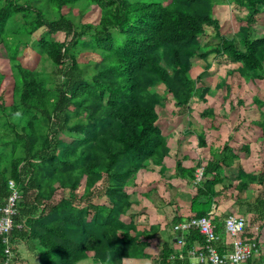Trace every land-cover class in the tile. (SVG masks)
I'll return each instance as SVG.
<instances>
[{"label": "trees", "instance_id": "obj_1", "mask_svg": "<svg viewBox=\"0 0 264 264\" xmlns=\"http://www.w3.org/2000/svg\"><path fill=\"white\" fill-rule=\"evenodd\" d=\"M229 4L248 12L238 38L222 35L214 16L217 6ZM93 6L100 11L99 23L83 24ZM261 14L264 0H0V58L11 71L0 75V207L10 195L9 181L23 193L11 244L26 245L38 264H125L126 259L148 258L144 251L154 232H138L124 218L132 207L129 182L149 164L163 171L170 154L157 109L169 100L173 113L192 112L195 98L207 103L209 88L200 83L206 71L191 78L195 59L225 58L246 83L264 80V33L252 37ZM210 27L219 40L215 46L201 42ZM61 34L63 41L57 40ZM28 48L51 62L52 76L22 65L19 53ZM89 55L90 60L79 62ZM9 84L11 106L4 99ZM157 85L165 88V96ZM254 103L259 109L254 124L264 139V103ZM200 116L215 113L207 109ZM59 136L70 143H58ZM197 136L205 149V134ZM227 142L222 150L210 149L196 168L177 162V176L196 189L190 220L208 217L222 195L216 187L227 180L223 171L239 160ZM202 166L204 178L198 183L195 174ZM236 182L235 196L251 185L264 186L263 177L242 168ZM59 191L64 196L56 202ZM101 198L105 204H95ZM249 211L263 222L264 199ZM254 222L249 238L256 236ZM213 223L217 234L223 231L216 217ZM185 242L187 253L204 239L192 229ZM4 250L0 237V264H5ZM14 254L17 264V249ZM259 260L248 264H264V254ZM158 264L190 262L178 260L177 252L164 246Z\"/></svg>", "mask_w": 264, "mask_h": 264}, {"label": "rangeland", "instance_id": "obj_2", "mask_svg": "<svg viewBox=\"0 0 264 264\" xmlns=\"http://www.w3.org/2000/svg\"><path fill=\"white\" fill-rule=\"evenodd\" d=\"M247 14L248 12L246 10L238 8L233 4L217 6L214 12L215 18L219 21L221 34L227 38H238L240 28L245 26L244 18ZM99 19L100 11L97 7L93 6L88 13H86L82 23L97 25ZM42 33L43 30L37 33L34 38L37 39ZM263 33L264 14H261L257 24L252 30V37L255 39L261 38ZM64 39L63 34L57 36V40L59 41H63ZM201 42L203 45L211 44L215 46L219 44L216 31L213 27L205 29V35L202 37ZM90 59L91 57L89 55L88 57H81L78 60L80 63H84ZM19 61L26 69L52 76L53 69L51 62L33 49H23L19 53ZM235 69V63L225 58L216 57L215 55L210 56L206 60L195 59L192 65L191 78L196 80L200 74L206 71L200 83L209 88V92L205 95L207 103L205 104L200 101L199 98H195L189 105L192 112L186 111L181 113L179 110H176V113H173L174 106L171 100H169L170 103H167L165 107L157 109L159 112V121L157 125L162 129L167 140L173 138L172 140L175 141L181 138L179 135L187 133L188 135H195L194 137L197 139V135L200 132L204 133L206 142H208L209 145L207 143L206 149H203L204 151L201 152V159L199 157L200 163H205L208 159L209 155L205 154L210 151L209 148L222 150L228 141L227 139L230 140L227 144H229L235 154L239 156V160L231 169L223 171V176L226 177L227 180L222 186H217V190L223 193V198L218 200V205L221 206L222 211L219 213L216 210V215L213 218L216 217V221L221 223L228 214L236 213L247 219L248 224H251V220L255 221L252 223V228L255 234L258 235L261 251V254H259L254 261L257 263L264 254V221L262 222L259 220V218L249 210L250 206H254L258 198L264 199V186L261 184L251 185L247 191L239 196H235V186L237 185L236 178L239 168H242L248 174H254L264 178V139L262 138L261 131L254 124L259 119V109L254 103V100L258 99L264 103V80H255L246 83L235 73ZM10 74L9 62L6 59L0 58V75L9 76ZM91 75L92 73H90V76ZM201 84L199 87H201ZM156 90L161 96H165V88L163 86L157 85ZM11 93L12 87L11 84H9L6 88L4 97L7 106H11L12 104ZM207 109H213L215 116L213 118L202 119L200 115ZM56 141L60 144L70 143V140L65 136H59ZM191 144L193 143L189 141L188 146L190 147ZM158 169H160V167ZM164 172L165 169L160 176H162L167 183L171 182L174 176H170L168 172ZM229 185H232L233 188H229L225 191L224 187L226 188ZM129 186L130 185H128V187ZM83 190L84 185L78 189L76 194L82 196ZM126 191L128 192V189ZM171 191L175 193V190L171 189ZM63 196V192H57L55 201L59 202ZM172 200L175 201V196L172 197ZM94 201L95 204L98 205L105 204L106 202L105 198L95 199ZM159 204L160 206L165 205V210L161 207V210L166 211V213L163 212V214L170 213L171 210L167 209L168 206L165 203L160 202ZM253 217L255 219H252ZM172 221L173 220L170 222ZM156 227L157 226H152L150 228V232H154V235L149 239V245L154 241ZM161 227H163V224L159 226V228ZM257 228L258 231H256ZM153 249H155V251L157 250L156 247ZM147 251L146 248L144 254H147ZM17 252L19 256L17 264H27L25 263L27 259L29 264H34L35 255L29 251L27 246L24 247L23 244L18 243ZM151 256L141 259H126L125 264H156L154 261L155 259L151 260ZM142 259H149L150 261L139 262ZM80 264L94 263L91 260H86Z\"/></svg>", "mask_w": 264, "mask_h": 264}, {"label": "crops", "instance_id": "obj_3", "mask_svg": "<svg viewBox=\"0 0 264 264\" xmlns=\"http://www.w3.org/2000/svg\"><path fill=\"white\" fill-rule=\"evenodd\" d=\"M194 136L195 135H188L187 133L179 135V137H181L179 138L180 140L177 139L174 141L172 140L173 138L171 140H168L170 154L166 158L164 163L165 172H168L170 176H174L171 179V182L167 183V181H165L163 177L160 176L161 174H163L164 170L162 171L161 168L158 169L159 167H154L153 165L149 164L147 165L146 169L138 172L134 176L131 182H129L130 186L127 187V193L130 196L132 208L125 216L124 222L134 223L137 226L138 232L150 231V228L152 226H157L154 241H152V243H150V245L147 247V254L145 253L148 257L153 255L151 256V260L155 259L154 261L156 264L159 263V257L162 254V249L164 246H169L176 252L178 251V248L175 244L177 236L173 232V227L175 226L173 225V222L178 219L181 220L179 223L186 222L189 221V218L193 216V213L191 212V201L196 195V189L191 181H184L177 176L176 168L178 161L182 162V166L187 169L196 168L199 164V161L201 159V152L206 148L204 150L203 148L200 149L199 140ZM189 141L193 143L190 147L188 146ZM209 153L210 151H208L205 155H209ZM171 189L175 190V193L172 192ZM217 191L220 192L219 190ZM173 196H175V201L172 200ZM221 198H223V193L221 197L217 198V203L216 205H214L216 206V210L219 213L222 211L221 206L218 205V200H220ZM160 202L165 203L168 206L167 209L171 210V214H163V212L166 213V211H164L165 205L160 206ZM161 207L164 208V210H161ZM171 220L173 221L170 222ZM221 223L224 225V219ZM161 224H163V227L159 228ZM218 235L221 239L220 243L218 242L217 245L218 249H220L221 251H229L230 239L226 235L224 228L223 231H220V233H218ZM23 246L26 247V245ZM154 247L157 248L156 251L155 249H153ZM34 259L35 260L33 263L38 264V260L36 258ZM27 261L28 259L25 263L29 264V262ZM146 261L149 262L150 260L142 259L139 262Z\"/></svg>", "mask_w": 264, "mask_h": 264}, {"label": "built area", "instance_id": "obj_4", "mask_svg": "<svg viewBox=\"0 0 264 264\" xmlns=\"http://www.w3.org/2000/svg\"><path fill=\"white\" fill-rule=\"evenodd\" d=\"M196 182L200 183L204 178V167H199L195 174ZM10 195L6 202L0 207V237L5 245V264H14L15 249L17 245L11 244L10 235L15 227L14 219L19 216L21 205L23 204V193L15 181L11 180L8 183ZM216 206L213 207L208 217L200 219H191L186 222L179 223L173 227V232L176 234L175 244L177 246V259L187 260L190 264H248L253 263L261 254L260 241L258 235L249 238L247 230L249 224L247 219L236 214H229L224 219V230L230 239L229 251L219 253L216 248L220 242V236L215 231L213 223L216 215ZM17 228L22 229L21 226ZM192 229H197L202 235L204 242L202 245H194L187 253L185 235ZM258 231V228L256 229ZM246 236V237H245Z\"/></svg>", "mask_w": 264, "mask_h": 264}]
</instances>
